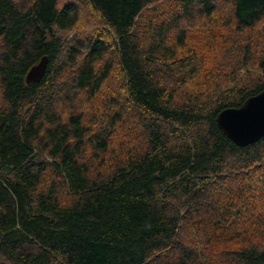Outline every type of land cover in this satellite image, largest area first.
<instances>
[{"label": "trees", "instance_id": "trees-1", "mask_svg": "<svg viewBox=\"0 0 264 264\" xmlns=\"http://www.w3.org/2000/svg\"><path fill=\"white\" fill-rule=\"evenodd\" d=\"M263 89L264 0H0V264H264Z\"/></svg>", "mask_w": 264, "mask_h": 264}, {"label": "water", "instance_id": "water-1", "mask_svg": "<svg viewBox=\"0 0 264 264\" xmlns=\"http://www.w3.org/2000/svg\"><path fill=\"white\" fill-rule=\"evenodd\" d=\"M48 56L31 67L26 82L40 80L48 66ZM217 123L220 129L239 146L252 144L264 136V89L248 97L240 107H228L219 112Z\"/></svg>", "mask_w": 264, "mask_h": 264}, {"label": "rangeland", "instance_id": "rangeland-1", "mask_svg": "<svg viewBox=\"0 0 264 264\" xmlns=\"http://www.w3.org/2000/svg\"><path fill=\"white\" fill-rule=\"evenodd\" d=\"M72 33H74V32H72ZM71 35H72V34H71ZM71 35H70V36H71ZM243 71H244V69H243Z\"/></svg>", "mask_w": 264, "mask_h": 264}]
</instances>
